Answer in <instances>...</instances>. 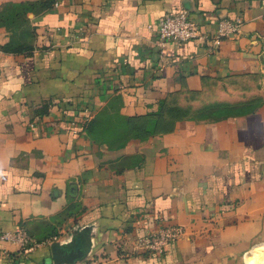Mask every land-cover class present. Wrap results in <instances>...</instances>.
Instances as JSON below:
<instances>
[{
	"label": "crops",
	"instance_id": "0c3cea01",
	"mask_svg": "<svg viewBox=\"0 0 264 264\" xmlns=\"http://www.w3.org/2000/svg\"><path fill=\"white\" fill-rule=\"evenodd\" d=\"M178 6L209 35L221 18L239 31L160 48L157 21ZM2 44L0 232L23 227L29 243L0 238V264H246L251 250L264 263V0H0ZM215 81L232 84L212 102L259 104L211 117L195 104L145 136L75 120L85 105L154 116ZM168 223L185 234L163 252L135 245Z\"/></svg>",
	"mask_w": 264,
	"mask_h": 264
},
{
	"label": "built area",
	"instance_id": "2783aa9c",
	"mask_svg": "<svg viewBox=\"0 0 264 264\" xmlns=\"http://www.w3.org/2000/svg\"><path fill=\"white\" fill-rule=\"evenodd\" d=\"M239 19L221 18L218 26L212 35L201 30L197 22L192 18L189 10L185 6L175 7L163 15L157 21V33L155 43L158 47H163L165 42H181L194 37L210 39L212 43H217L223 36H232L239 31ZM81 114L75 120H79L80 126H84L86 121L92 116L89 106H81ZM75 120H72V127L75 128ZM34 126V122L30 123ZM185 234V227L180 223L160 224L148 233L138 237L135 245L148 250L149 252H163L169 241L178 239ZM0 238L15 241L21 247L29 243V236L23 227L17 230H4L0 232ZM34 244V243H33ZM105 259H100L97 255L79 257L72 261L55 262L51 259L41 260L38 264H105Z\"/></svg>",
	"mask_w": 264,
	"mask_h": 264
},
{
	"label": "trees",
	"instance_id": "16d2710c",
	"mask_svg": "<svg viewBox=\"0 0 264 264\" xmlns=\"http://www.w3.org/2000/svg\"><path fill=\"white\" fill-rule=\"evenodd\" d=\"M42 6L44 3L41 4ZM4 49H10L12 46L9 44L0 45ZM259 98L252 99L245 102L239 103H229V102H218L216 103V108H218L217 115H227V114H235V113H244L253 110L259 104ZM170 99H163L160 103V107L157 111L151 112L149 114H155L154 116H146L140 117L139 114L133 116H121L116 114L120 119L112 121L109 112H105L103 115H100L98 118H94V116L90 117L88 121L84 124L83 128L86 132H90L92 134H96V131H99L100 135L109 134L111 131L117 132L120 136H125L126 134L145 136L149 133L156 131L158 128H165L168 126L169 120H164L163 118H158L159 116L164 117H177L179 115L185 114L189 111L184 109L182 106H178L175 104H170ZM46 104V103H45ZM47 105V104H46ZM43 111H39V113H43L47 111V106ZM207 108V107H204ZM203 108V109H204ZM202 108H199L198 111L194 114L205 115V112H202ZM102 120L103 124L101 125L99 121ZM96 126L100 128V130H95ZM120 141V139H115L109 141L110 143H115Z\"/></svg>",
	"mask_w": 264,
	"mask_h": 264
},
{
	"label": "rangeland",
	"instance_id": "374dc122",
	"mask_svg": "<svg viewBox=\"0 0 264 264\" xmlns=\"http://www.w3.org/2000/svg\"><path fill=\"white\" fill-rule=\"evenodd\" d=\"M241 82L248 83L250 81L242 80ZM229 84H232V83H228L227 81H215L212 84H210L206 89H204L201 93H189V94L178 93L176 94V97L174 96L171 97L170 102L178 106L182 105V107H184V109L186 110L188 109L190 110L191 107L195 104H199V103H202L203 105L206 104L209 107L204 108L202 110V112L206 113L203 116L205 117L216 116L218 114V108H216L217 106L214 103H218V102H212V101H216L214 99H216L219 91L222 90V88L226 89L227 85ZM110 116H111L112 121L120 119L119 117L116 116V114H110ZM259 245L260 244L256 245L255 247H259ZM247 263L248 264H264V263L259 262L258 260L253 259L251 254L248 255ZM238 264H245L243 256H242V259L239 260Z\"/></svg>",
	"mask_w": 264,
	"mask_h": 264
},
{
	"label": "water",
	"instance_id": "95a60500",
	"mask_svg": "<svg viewBox=\"0 0 264 264\" xmlns=\"http://www.w3.org/2000/svg\"><path fill=\"white\" fill-rule=\"evenodd\" d=\"M79 257H83L81 255H75V256H70V257H66V258H57V257H52L50 258L51 260L55 261V262H62V261H72L76 258H79Z\"/></svg>",
	"mask_w": 264,
	"mask_h": 264
},
{
	"label": "bare ground",
	"instance_id": "6f19581e",
	"mask_svg": "<svg viewBox=\"0 0 264 264\" xmlns=\"http://www.w3.org/2000/svg\"><path fill=\"white\" fill-rule=\"evenodd\" d=\"M253 249H254V250H253V253H254V255H255V249H256V247H254ZM251 253H252V250H251V252H250L249 254H251ZM249 254H248V255H249ZM248 255L246 256V264H248V263H247Z\"/></svg>",
	"mask_w": 264,
	"mask_h": 264
}]
</instances>
